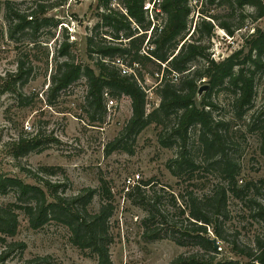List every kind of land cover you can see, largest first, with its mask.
Instances as JSON below:
<instances>
[{"label":"rangeland","instance_id":"374dc122","mask_svg":"<svg viewBox=\"0 0 264 264\" xmlns=\"http://www.w3.org/2000/svg\"><path fill=\"white\" fill-rule=\"evenodd\" d=\"M98 1L0 0V173L34 184L33 180L25 178L20 168L31 172H37L44 166L60 168L57 176L46 179L52 182L67 181V195H76L83 189L95 190L97 194L89 205V210L93 212L101 207L103 197L100 187L104 182L112 195L110 203L113 210L109 219L112 243L109 253L113 264H171L180 256L187 258L193 255L199 259L211 258L215 263L222 264L245 261L232 251L229 244L235 243L240 248L247 247L256 252V240L264 243V222L255 217L256 207L252 203L255 200L264 206V155L260 151L264 117L253 120L257 117L253 114L264 105V72L256 75L253 107L242 119L234 117L233 97L229 92L214 90L209 96V101L215 106L211 108L213 119L224 122L221 132L226 137V154L237 166V190L243 191L240 198L227 193L225 215L219 222L225 241L216 240L212 227H209L208 234L210 240H216L217 253L205 252L193 240L184 246L179 245L174 240L177 237L175 232L179 228H189L187 211L181 213L186 208L187 194L192 192L202 198L211 195L219 184L227 187V182L220 175L218 157L209 158L204 154L199 129H190L185 147L198 168L183 170L175 176L168 165L170 160L182 152L183 143L174 136L171 139L172 145L167 147L162 145L160 137L166 138L177 127L176 115L162 120V124L153 123L144 129L137 136L131 153L115 150L107 155L108 144L119 135L131 117L128 98H122L107 109L101 122H93L86 112L84 78L48 101L51 73L55 63L64 60L56 59V51L65 36H68L69 43H73L70 52L74 61L87 65L92 63L86 53L87 38L109 30L100 27L99 14L102 9L98 7ZM5 2H11L26 12L44 6L46 16L57 21L58 26L43 30L37 47L27 42L16 45L7 37ZM112 5L121 10L118 2ZM190 7L189 35L200 20L201 13L208 9L204 0H190ZM211 14L218 16L217 24L227 21L233 29L243 22V28L235 31L233 36L215 28L209 51L215 61L239 50L244 36L252 33L253 28L264 29V17L254 18V10L250 7L230 9V5L225 3L212 7ZM154 19L156 24V21L162 24L165 17L159 15L158 19L155 16ZM21 52L30 58L35 68L22 87L16 85L17 93H12L6 86L11 75L16 73L17 57ZM93 58L97 56L93 55ZM124 68L128 74L135 72V69ZM168 78L171 79L172 74ZM158 84L154 78L145 75L147 112L159 105ZM207 92L201 97L207 95ZM35 137L43 142L42 152L13 157L15 144ZM143 182H149V185L140 190L141 200L132 190ZM14 201L13 193L0 194V206ZM154 203H157L162 217H156L150 227L159 234V238L149 240L144 235L146 227L143 220L147 216V205ZM17 214L18 230L14 237L7 238V242L22 243L26 247L21 253H12L5 264H22L35 256H49L54 264H97L95 257L71 244L69 232L64 226L51 222L34 230L22 211H17ZM3 247L0 243V252Z\"/></svg>","mask_w":264,"mask_h":264},{"label":"trees","instance_id":"16d2710c","mask_svg":"<svg viewBox=\"0 0 264 264\" xmlns=\"http://www.w3.org/2000/svg\"><path fill=\"white\" fill-rule=\"evenodd\" d=\"M115 1L121 10L113 7L112 3ZM147 1H98V7L102 9L99 14L100 27L109 30L87 38L86 53L92 60V63L87 65L74 61L70 52L73 43H69L68 36H65L56 51V59L64 60L57 61L51 73L48 101L84 78L86 112L93 122H101L107 114V98L116 103L124 97L128 98L131 104V117L119 135L108 144L107 155L115 150L131 153L137 136L144 129L153 123L162 124V120L176 115L177 127L166 138L160 137L162 145L167 147L172 145L171 139L174 136L183 143L182 152L170 160L168 165L175 176L183 170L198 168L185 149L190 129L198 128L204 154L209 158L218 157L220 175L227 182V187L219 184L211 195L202 198L192 192L188 193L186 208L181 213L185 214L187 211L189 228L186 227L184 230L179 228L175 232L177 237L174 240L183 246L189 240H193L205 252L217 253L210 240L208 228L212 227L216 240L225 241L220 232L219 222L225 215L227 193L240 198L243 191L237 190V166L226 154V137L221 132L225 126L224 122L213 119L211 108L215 106L209 101V96L214 90L229 92L233 97L232 111L234 117L238 119H242L252 109L256 96V75L258 72H264V29L253 28L252 33L244 36L243 45L239 50L222 60L215 61L209 52L215 28L218 27L233 36L235 31L243 28V22L234 29L227 21H220L217 24L219 18L211 14V8L225 3L230 5V9L250 7L254 10V18L262 19L264 2L204 0L208 9L201 13L200 20L189 35V17L192 13L190 0H162L160 12L154 10L156 19L159 15L165 17L162 24L158 21L157 24L153 23L149 19L143 9ZM4 7L7 37L16 45L27 42L28 45L37 47L40 45L39 36L43 30L58 26L57 21L46 16L44 6H38L31 12L22 11L11 2H5ZM150 30L151 33L148 34ZM93 55L97 58L94 59ZM119 65L135 69L136 73L123 75ZM34 68L35 65L26 54L18 53L16 73L11 75L6 89L15 93L16 85L22 87ZM169 74H172L171 79L168 78ZM145 75L159 82L156 88L160 102L151 112L146 110L148 93ZM202 84L208 85L209 89L207 95L198 99V90ZM255 115L257 117L253 119L254 121L264 117V105L253 114L254 117ZM43 150V142L35 137L29 141L20 140L14 145L12 155L14 158H20ZM260 151L264 155V133L261 136ZM59 169L44 166L37 172H31L26 168H20L25 178L33 180L34 184L0 173V194L11 192L15 195L13 203L0 206V243L4 246L0 252V264H5L12 253L16 251L21 253L26 247L22 243L7 242V238L14 237L18 230L17 211L25 214L29 226L34 230L41 229L51 222L64 226L69 232L72 245L95 257L97 264H113L109 253V246L112 243L109 219L113 210L110 190L102 182L101 207L97 212L90 211L89 205L97 192L93 189H83L76 195H67L69 186L67 181L52 182L46 179L57 176ZM148 185L149 182L138 184L132 193H137L143 200L140 190ZM252 203L256 207L255 217L264 222V206L255 200ZM156 204L147 205V216L143 220L146 227L144 235L146 238L148 236L149 240L159 238V234L150 229L156 217H162ZM256 244V252L247 247L240 248L235 243L229 244L232 251L245 261H230L225 264H264V243L257 239ZM177 262L222 264L215 263L211 258L199 259L197 255L187 258L180 256L171 264ZM22 264L54 262L49 256H35L23 261Z\"/></svg>","mask_w":264,"mask_h":264},{"label":"built area","instance_id":"2783aa9c","mask_svg":"<svg viewBox=\"0 0 264 264\" xmlns=\"http://www.w3.org/2000/svg\"><path fill=\"white\" fill-rule=\"evenodd\" d=\"M162 2V0H148L145 5H144V11L146 12V14H148L149 19L155 23L154 21V10L158 12H160L159 6L160 3ZM124 12V10H123ZM154 26V25H153ZM153 28V27H152ZM151 28V30H152ZM151 30L148 32V34L151 33ZM121 69H122V74H128V71L124 68L123 65H120ZM116 105V102L113 100H110L109 98H107V109L111 108L112 106ZM128 182H130V179L128 180Z\"/></svg>","mask_w":264,"mask_h":264},{"label":"water","instance_id":"95a60500","mask_svg":"<svg viewBox=\"0 0 264 264\" xmlns=\"http://www.w3.org/2000/svg\"><path fill=\"white\" fill-rule=\"evenodd\" d=\"M209 89V86L208 85H203V86H201L200 88H199V90H198V99L201 97V95L204 93V92H206L207 90ZM212 241V243H213V245H214V247H215V249L217 248V243H216V240L215 239H213V240H211Z\"/></svg>","mask_w":264,"mask_h":264}]
</instances>
